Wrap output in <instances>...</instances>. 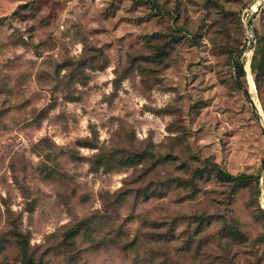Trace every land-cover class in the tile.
I'll use <instances>...</instances> for the list:
<instances>
[{
  "label": "rangeland",
  "instance_id": "1",
  "mask_svg": "<svg viewBox=\"0 0 264 264\" xmlns=\"http://www.w3.org/2000/svg\"><path fill=\"white\" fill-rule=\"evenodd\" d=\"M261 2L0 0V264H264Z\"/></svg>",
  "mask_w": 264,
  "mask_h": 264
},
{
  "label": "trees",
  "instance_id": "2",
  "mask_svg": "<svg viewBox=\"0 0 264 264\" xmlns=\"http://www.w3.org/2000/svg\"><path fill=\"white\" fill-rule=\"evenodd\" d=\"M262 65H263L262 67L264 69V50H263V61H262ZM237 67H238L239 77H242L243 74H244L243 68L240 65L239 66L237 65ZM243 177L244 176H237V177L236 176H232V175L228 174L227 172H224V171H221V170L217 174V178L220 181H222V182H234V181H236V180H238L240 178H243ZM72 233H73V231L67 233V239H69V240L71 239ZM15 237L21 242V246L23 248V251H24L25 254H27L28 253V247H27V242H26L25 235H23L20 232H17V234L15 235ZM31 260H32V258H31ZM31 260H30V264H32Z\"/></svg>",
  "mask_w": 264,
  "mask_h": 264
},
{
  "label": "water",
  "instance_id": "3",
  "mask_svg": "<svg viewBox=\"0 0 264 264\" xmlns=\"http://www.w3.org/2000/svg\"><path fill=\"white\" fill-rule=\"evenodd\" d=\"M263 7H264V0H262V2L259 4L258 8L254 11L255 16L258 15V13L260 12V10H261ZM248 29H249V30L251 29V22L248 24ZM241 53H242V51H241L239 54H241ZM249 100L251 101V104H253L251 98H249ZM253 108H254V107H253ZM257 118H258V117H257ZM258 120H260V118H258ZM262 130H263V132H264V128H263V127H262Z\"/></svg>",
  "mask_w": 264,
  "mask_h": 264
},
{
  "label": "bare ground",
  "instance_id": "4",
  "mask_svg": "<svg viewBox=\"0 0 264 264\" xmlns=\"http://www.w3.org/2000/svg\"><path fill=\"white\" fill-rule=\"evenodd\" d=\"M257 9V8H256ZM252 84H253V81H252ZM254 85V84H253ZM262 125H263V127H264V122H263V120H262Z\"/></svg>",
  "mask_w": 264,
  "mask_h": 264
}]
</instances>
